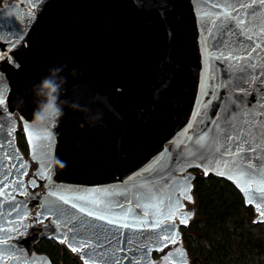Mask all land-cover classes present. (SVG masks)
<instances>
[{
  "label": "water",
  "instance_id": "1",
  "mask_svg": "<svg viewBox=\"0 0 264 264\" xmlns=\"http://www.w3.org/2000/svg\"><path fill=\"white\" fill-rule=\"evenodd\" d=\"M34 3L38 15L24 25L17 45L6 30L1 33L0 56L6 53L0 60L4 239L18 241L28 203L20 199L24 205L16 210L11 206L17 201L14 182L24 170L15 112L24 132L27 125L41 137L29 143L25 132L29 155L47 187L35 204L42 216L50 214L54 221L29 238L35 242L44 237L67 241L69 248L82 249L87 264H153L163 238L175 233L176 226L165 221L181 205L178 193L192 191L189 171L197 167L232 180L248 203L256 209L260 205L257 219L264 221V200L255 191L256 182L264 179L259 172L264 147H258L264 137L253 145L258 149L255 156L244 149L253 166L250 175L246 164L238 170L241 153L224 140L225 131L233 135L229 125L243 124L247 112L255 114L257 125H264V5L258 0ZM225 11L249 31L233 20L225 23ZM17 13L10 18L11 30L20 28ZM8 17L3 15V21ZM61 65L65 79L60 96L69 104L58 128L33 127L32 86ZM73 103L78 107H71ZM244 181L249 182L248 191ZM61 195L71 202L60 200ZM79 195H90L103 205L92 206L78 200ZM74 204L109 218L88 216ZM58 209L65 215H57ZM111 219L118 222L112 224ZM22 232L27 244V231ZM29 253L39 255L33 245Z\"/></svg>",
  "mask_w": 264,
  "mask_h": 264
},
{
  "label": "trees",
  "instance_id": "2",
  "mask_svg": "<svg viewBox=\"0 0 264 264\" xmlns=\"http://www.w3.org/2000/svg\"><path fill=\"white\" fill-rule=\"evenodd\" d=\"M16 137L28 153L23 128ZM192 170L196 213L180 227L191 264H264V221L257 219L256 207L232 180L198 167ZM33 247L49 264H87L54 238H41Z\"/></svg>",
  "mask_w": 264,
  "mask_h": 264
},
{
  "label": "rangeland",
  "instance_id": "3",
  "mask_svg": "<svg viewBox=\"0 0 264 264\" xmlns=\"http://www.w3.org/2000/svg\"><path fill=\"white\" fill-rule=\"evenodd\" d=\"M34 1L35 0H0V43L2 41L1 33L3 30H6L10 39H12L16 45L18 44L17 37L19 34H23L24 25H27L29 19V16L27 14L29 12L33 13V11H35L38 15V11ZM14 13H17L18 18H20V28L11 30L10 26H12V23L10 18H12V15H14ZM3 15L9 16L6 22L3 21ZM20 29H22V31ZM4 57H6V53H4ZM15 119L17 136V132L23 128L22 120L19 117L18 112H15ZM59 122L60 119L54 128H58ZM16 143L21 164L24 166V170L22 173V178L19 181L16 180L14 182L13 196L17 201L13 202L11 206L16 210L17 207H21V205H24V203H22L23 201L20 199H24L28 202L26 210H24V215L21 220L22 222L20 223V227L22 228V230L27 231L26 237L28 238V240L26 244L24 241L25 232H22V230L18 235V241H14L12 239H4V237L7 235V228H5L4 226H7V223L0 217V264H49V261L45 256H34V254L32 255L29 253V246H34V244L36 243L35 240L29 238H32V236H34L44 225L54 224L51 215L47 214L45 216H41L38 211L39 206L35 204V200H37L42 194L46 192L47 187L45 184V180L41 179L38 176V163L30 157L29 146L28 153H25L18 146L17 137ZM8 164L10 169H12L11 162H9ZM189 174L191 176V179L195 175L193 170H190ZM20 189L22 190V192H20ZM178 196L181 199L180 207L176 208L173 216L169 220L165 221V223H172L176 226L175 233L173 236L163 238V247L154 251L153 264L192 263V257L186 249L185 243L182 239L180 227L183 224L190 222L195 217V196L191 190L185 193L179 192ZM23 207L25 209V206ZM257 211L260 214V211L258 209ZM62 242H64L68 246L67 241ZM70 249L75 254L79 255L83 260L82 249Z\"/></svg>",
  "mask_w": 264,
  "mask_h": 264
},
{
  "label": "snow or ice",
  "instance_id": "4",
  "mask_svg": "<svg viewBox=\"0 0 264 264\" xmlns=\"http://www.w3.org/2000/svg\"><path fill=\"white\" fill-rule=\"evenodd\" d=\"M258 2L261 5H264V0H258ZM217 7H221L220 5H217ZM223 7H225V9H230V5L225 4ZM241 7H250V5H241ZM29 16V18L31 17V12H29L27 14ZM211 15V14H210ZM223 17H224V22L226 23L228 20H233L235 21L236 25L238 28H243L244 32L247 33L249 31V29L244 25L242 20H239L236 18L235 15L230 14L229 11H225L222 13ZM253 16L256 15L255 11H253L252 13ZM22 31V29H20ZM6 57L0 56V60L5 59ZM7 59H11V57H7ZM238 99H242V97H238ZM5 105V100L3 98V94L0 93V108H3V106ZM245 115L247 116V119L244 120V123L241 125H237L236 127H231V125H229V131H231L233 133L232 136H229L228 131L224 132V140H225V144H232L234 145L238 152L241 153V155H239L237 157V168L239 170L240 165L246 164V167L248 169V174L250 175L253 172V166L251 161L247 158L246 155H244V149L246 148L248 152L252 153L253 156L256 155V152L258 149H254L253 145L257 143V141L259 139H261V137H264V125H257L256 124V116L254 113L251 112H247L245 113ZM45 133L48 132V129H44ZM25 132L28 134V140L29 143H33L35 140H39L41 139V137L39 136L38 133H34L32 131L29 130L28 126H25ZM258 147H264V145H258ZM260 163V168H259V172L264 174V157H261L259 160ZM243 174V173H242ZM245 183V191H248V181H244ZM257 188L255 189V191L257 193H259V198L261 200H264V179L257 181ZM7 185H5L6 187ZM53 196L56 195V193H52ZM60 200L66 202V203H70V199L64 195H61L59 197ZM78 200L81 201H90V203L92 204V206H95L97 204H101L103 205V202L91 197L90 195H79L77 196ZM249 203H251V201H249ZM73 207H79L80 208V212H85L87 211L88 216H94V215H98L100 220H105L108 219V215L105 214H100L99 212H95V211H91L88 210L85 207H80L79 204H74ZM257 207L259 208L260 205L258 204ZM103 211L105 213L110 212V209L104 207ZM41 216L43 215V213L40 214ZM57 215L59 216H64L65 213L63 210L58 209L57 210ZM262 215H264V213H262ZM126 218V217H125ZM70 219L75 220L76 217L75 216H71ZM118 221L117 219H111L110 223L112 224H116ZM127 226V225H126ZM81 227H83V224H81ZM15 230V229H14ZM113 239H115V235L113 236ZM105 243H108L107 240H105ZM93 252H95V249H92ZM87 254V253H86ZM107 255V253H105ZM114 255V253H113Z\"/></svg>",
  "mask_w": 264,
  "mask_h": 264
},
{
  "label": "clouds",
  "instance_id": "5",
  "mask_svg": "<svg viewBox=\"0 0 264 264\" xmlns=\"http://www.w3.org/2000/svg\"><path fill=\"white\" fill-rule=\"evenodd\" d=\"M63 67L65 66L61 65L50 68L48 75L41 78L38 83L32 86L33 95L36 97L31 119L33 127H55L63 116L64 106L69 104L67 100L61 99L60 96L61 87L65 79L60 75ZM75 71L73 69L72 74H75ZM70 106L73 108L78 107L74 103ZM83 110L87 111V109ZM87 119L92 120L95 117H87Z\"/></svg>",
  "mask_w": 264,
  "mask_h": 264
},
{
  "label": "bare ground",
  "instance_id": "6",
  "mask_svg": "<svg viewBox=\"0 0 264 264\" xmlns=\"http://www.w3.org/2000/svg\"><path fill=\"white\" fill-rule=\"evenodd\" d=\"M32 15H31V17L28 19V22H27V25L26 26H29L30 25V23L32 22H34V20H35V18H36V16H37V13L35 12V11H33V13H31ZM20 35V34H19ZM1 56H3L4 57V53L2 52V54H1ZM258 208V207H257ZM258 210H259V208H258Z\"/></svg>",
  "mask_w": 264,
  "mask_h": 264
}]
</instances>
